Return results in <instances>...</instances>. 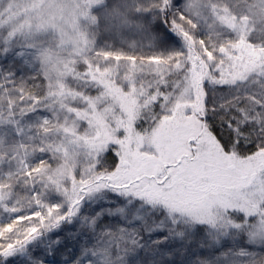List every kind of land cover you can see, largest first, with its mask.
I'll return each instance as SVG.
<instances>
[{
	"label": "snow or ice",
	"instance_id": "obj_1",
	"mask_svg": "<svg viewBox=\"0 0 264 264\" xmlns=\"http://www.w3.org/2000/svg\"><path fill=\"white\" fill-rule=\"evenodd\" d=\"M0 264H264V0H0Z\"/></svg>",
	"mask_w": 264,
	"mask_h": 264
}]
</instances>
